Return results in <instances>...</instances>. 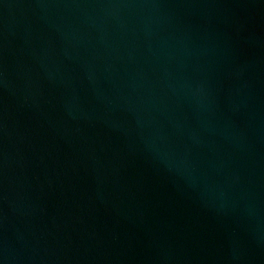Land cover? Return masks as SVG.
Masks as SVG:
<instances>
[{"label":"water","instance_id":"1","mask_svg":"<svg viewBox=\"0 0 264 264\" xmlns=\"http://www.w3.org/2000/svg\"><path fill=\"white\" fill-rule=\"evenodd\" d=\"M0 264H264V0H0Z\"/></svg>","mask_w":264,"mask_h":264}]
</instances>
